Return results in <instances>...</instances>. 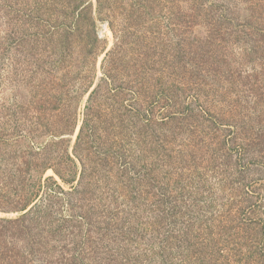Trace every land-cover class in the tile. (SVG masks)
<instances>
[{"label": "rangeland", "instance_id": "rangeland-1", "mask_svg": "<svg viewBox=\"0 0 264 264\" xmlns=\"http://www.w3.org/2000/svg\"><path fill=\"white\" fill-rule=\"evenodd\" d=\"M245 15L0 0V264H218V230L264 193L260 144L236 151L264 125Z\"/></svg>", "mask_w": 264, "mask_h": 264}, {"label": "trees", "instance_id": "trees-1", "mask_svg": "<svg viewBox=\"0 0 264 264\" xmlns=\"http://www.w3.org/2000/svg\"><path fill=\"white\" fill-rule=\"evenodd\" d=\"M240 1L243 3L246 15L243 21L238 22L234 27L238 29L239 34H242V44H247L251 47V50L255 51L264 49V2L262 0ZM237 7L235 5L233 9H237ZM224 12L229 16H234L229 7L224 9ZM231 23V20H228L227 29L232 25ZM245 118L247 117L243 115V119ZM240 122L245 123L243 120ZM241 127L245 130V126ZM249 128L253 133L252 127ZM254 131L257 139L251 136V140L247 138L248 133L241 137L239 136V129L234 132V141L237 138L252 141L241 144L242 147L238 146L236 151L240 152V158L248 157L252 152L255 153L256 150L251 148L258 143L260 144L258 148L259 156L256 158H259V163L264 165V125L259 126ZM255 160L254 163H256ZM260 180V178L253 180L255 185L252 186L249 192L255 193L254 189L257 185L264 190V184H261ZM256 198L255 202H249L248 206L239 211V223L236 226L231 225L226 229L223 227V229L218 230V264H231L232 260L243 264H264V193H258ZM233 211V209H227L222 216L227 218L230 214L236 213ZM235 220L233 218L231 222L233 223ZM241 225H245L246 228L240 227ZM185 238L189 240L188 236H185ZM202 264L204 263L202 262Z\"/></svg>", "mask_w": 264, "mask_h": 264}]
</instances>
